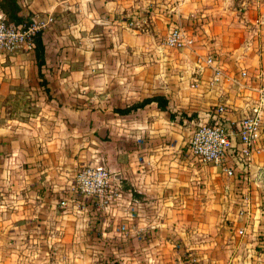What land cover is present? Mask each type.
Returning <instances> with one entry per match:
<instances>
[{
	"label": "crops",
	"instance_id": "1",
	"mask_svg": "<svg viewBox=\"0 0 264 264\" xmlns=\"http://www.w3.org/2000/svg\"><path fill=\"white\" fill-rule=\"evenodd\" d=\"M17 1L24 16H52L54 23L42 34L45 91L34 55L0 54V220L14 223L15 229L27 227L12 231L14 238H22L21 232L30 242L39 238L43 244L44 225L54 218L57 205L50 192L67 189L82 163L104 164L121 175L122 184L142 205L158 208L154 216L163 205L189 207L195 175L219 179L217 168L194 161L187 143L195 125L212 122L215 107L226 106L227 119L235 122L256 105V89L264 85V0ZM121 17L142 24L126 29L117 20ZM176 22L192 23L194 28L188 25L187 30L195 44L213 47L219 62L228 65L227 76L246 71L244 88L225 80L212 86L210 70L196 71L197 52L162 49L161 41ZM99 95L104 108H98ZM154 96L164 98L168 111L153 103L129 114L115 112ZM92 110H104L105 116ZM98 125L104 126L109 141L123 144L119 158L98 157L93 147L81 149L82 140L95 143V132L82 134V126ZM140 137L151 147L128 152L141 151L135 145ZM254 162L264 163V153ZM167 192L172 199H166ZM71 214H60L57 220L73 219L75 226L80 215ZM62 233L54 238L64 240ZM73 237L79 239L78 230ZM76 251L78 247L65 252ZM9 253L12 264L15 246Z\"/></svg>",
	"mask_w": 264,
	"mask_h": 264
},
{
	"label": "rangeland",
	"instance_id": "2",
	"mask_svg": "<svg viewBox=\"0 0 264 264\" xmlns=\"http://www.w3.org/2000/svg\"><path fill=\"white\" fill-rule=\"evenodd\" d=\"M48 17L37 16L42 20ZM51 19L52 22L43 33L54 23L53 17ZM127 19L129 20L130 17ZM117 20L120 21L119 18ZM141 24L142 22L138 21L132 28H128L124 23L121 25L126 29L137 30ZM178 24L186 29L188 25L194 28L192 23L186 25L184 22H176L172 25ZM189 50L192 54L193 51L197 52L196 55L194 54L195 63L199 57L211 56L226 73L228 65L219 62L213 47L194 44ZM174 51L183 52L184 49ZM104 52V47L98 48V54ZM260 52L261 48L256 54L259 55ZM26 54L33 55V53ZM100 68L99 65L98 70ZM99 97L100 95L98 99H101L102 104L98 102V108H104V96ZM104 110H92L91 113L98 111L99 117L103 118ZM198 126L195 125L193 129ZM81 129L82 134L87 133L84 131L88 129L95 132V143L82 140V150L93 147L98 157L106 158L109 154L117 158L121 156L123 144L109 141L103 125H98L96 128L82 126ZM136 141L135 145L140 146L141 151L131 149L128 152H143L144 147L149 149L152 145L145 143L143 137ZM84 165L82 163L77 167L76 172ZM255 165L264 169V163L259 162ZM106 169L110 172L108 167ZM219 175L218 180L195 175L199 180L194 179L190 206L175 208L170 204L163 205L159 208V214L155 216L153 211H158V208L142 205L138 195L128 191L126 189L128 187H124L121 175H116L120 196L113 203L101 206L82 199V202L79 201L74 207L66 209H60L56 205L51 214L54 218L44 225L46 233H43V236L47 234V237L43 238V244L39 238H34L30 242L21 232L18 235L22 238H14L12 231L25 230L26 225L23 224L15 229L14 223L2 219L0 220V264L10 263L12 256L9 251L13 246L18 253L11 260L12 264H74L75 259H78L77 264H264V185L255 186L254 177L248 170L244 172L238 169L233 179L225 178L220 172ZM74 191L70 182L67 189L56 193L57 195L50 192L49 196L55 199L57 204L60 199L69 200V194ZM164 196L166 199L173 197V195L169 196L168 192ZM71 213L80 215L75 226L73 219L57 220L60 214L73 215ZM174 213L175 217L171 215ZM76 230L79 239L74 241L73 232ZM62 231L67 237L61 241L55 239V235L63 234ZM40 245L46 246L47 249L41 251ZM143 245H145L144 251L140 247ZM73 247H78L80 252L66 254L65 251L70 252ZM61 248L63 252L57 253ZM121 250L122 254L118 255L116 252ZM31 252H36L35 256H32Z\"/></svg>",
	"mask_w": 264,
	"mask_h": 264
},
{
	"label": "built area",
	"instance_id": "3",
	"mask_svg": "<svg viewBox=\"0 0 264 264\" xmlns=\"http://www.w3.org/2000/svg\"><path fill=\"white\" fill-rule=\"evenodd\" d=\"M51 22L50 17L42 20L36 16L32 17L28 25L16 26L0 17V53H33L35 35L43 32ZM119 22L132 28L137 25L138 20L134 17L129 20L120 18ZM194 44L195 36L178 24L167 33L161 48L190 49ZM196 70L199 73L210 70L213 75L210 82L212 86H218L225 80L244 88L242 82L248 79V73L243 70L238 77L227 76L211 56L199 57ZM196 87L197 84L193 83L192 88ZM256 93V105L242 119L231 122L226 117L227 107L219 105L213 109L212 122L200 124L193 130L187 148L197 163L217 168L228 179L235 178L238 169L244 172L248 170L256 184V179L263 170L254 161L264 153V85L259 86ZM71 182L75 191L69 194V200L60 199L57 202L60 209L74 207L82 199L107 206L120 196L116 175L111 174L100 163L85 164L73 175Z\"/></svg>",
	"mask_w": 264,
	"mask_h": 264
},
{
	"label": "trees",
	"instance_id": "4",
	"mask_svg": "<svg viewBox=\"0 0 264 264\" xmlns=\"http://www.w3.org/2000/svg\"><path fill=\"white\" fill-rule=\"evenodd\" d=\"M0 12L4 16L5 21L7 23L14 24L16 26L28 25L29 23H31L32 16H24L22 14L17 0H0ZM42 34L43 32L36 34L33 39V43H34L33 55L35 59V65L37 68V78L39 80V85L45 91L47 89L46 88L47 83L45 76L42 73L43 69L45 68V45L43 42ZM153 103L156 104L157 108L160 111L162 112L168 111L167 102L164 100V98L160 96H154L150 99L144 100L139 103H135L132 106L126 107L124 109L116 110L115 112L121 115L129 114L131 112L142 110ZM170 117L172 118V115H170ZM124 187L126 188L127 186L124 185Z\"/></svg>",
	"mask_w": 264,
	"mask_h": 264
},
{
	"label": "water",
	"instance_id": "5",
	"mask_svg": "<svg viewBox=\"0 0 264 264\" xmlns=\"http://www.w3.org/2000/svg\"><path fill=\"white\" fill-rule=\"evenodd\" d=\"M256 182L258 184H264V169L261 170V172L259 173L257 179H256Z\"/></svg>",
	"mask_w": 264,
	"mask_h": 264
}]
</instances>
